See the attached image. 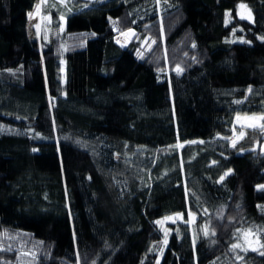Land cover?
Returning a JSON list of instances; mask_svg holds the SVG:
<instances>
[{
	"label": "trees",
	"instance_id": "trees-1",
	"mask_svg": "<svg viewBox=\"0 0 264 264\" xmlns=\"http://www.w3.org/2000/svg\"><path fill=\"white\" fill-rule=\"evenodd\" d=\"M37 2L0 0V264H264V134L229 141L264 114V0H45L42 45Z\"/></svg>",
	"mask_w": 264,
	"mask_h": 264
},
{
	"label": "rangeland",
	"instance_id": "rangeland-1",
	"mask_svg": "<svg viewBox=\"0 0 264 264\" xmlns=\"http://www.w3.org/2000/svg\"><path fill=\"white\" fill-rule=\"evenodd\" d=\"M44 1L45 0H38L37 5L35 6V9L31 13V15L29 16V21H28V35H29L30 40L33 42L36 41L41 45H42L43 40L47 41V39L49 38L50 33H51L50 17L43 15L42 9H41V3ZM239 16L245 17L243 19H246V20H252V14L247 7H245V8L239 7ZM249 16H250V18H249ZM181 20H182V17L180 16V17L174 18L173 20L167 22L166 24H162L161 27H159L158 31H156L155 35L153 36L152 41L146 40L147 42L149 41L148 43L150 44L149 46L146 47V49H148L153 44V41H155V40L164 41L166 39V37L170 35V33L174 30L176 25L179 24V22ZM37 25L39 27H37ZM127 32L128 31L118 32L117 37L119 36L120 39H117V37H116V39L119 42L125 43L126 41H128ZM136 37H137V35L135 33V38ZM146 41L142 44L143 46L146 44ZM43 57L49 58L50 55L45 54V55H43ZM63 66H64V62H63ZM43 72H45L44 69H43ZM251 95L263 96L264 95V87H259V88L253 89L251 91ZM246 116L251 117L254 115H240L239 117H241V119L239 121L237 120V117L235 119L234 133H233V136L229 140L231 146H232V140H234V139L237 140L236 146L234 148H236L238 145L243 143L248 137V132L253 130L252 128L247 127V125H249L251 123H261L260 121L246 120V119H244V117H246ZM255 116H259V115H255ZM241 131H244L245 135H244L243 139H238ZM263 134H264V132H263ZM258 149H260L261 154L264 155V143L259 145L256 142L255 147L252 150L256 151ZM239 152H244V150H241ZM176 220H177L176 216H170L166 219V223H174V222H176ZM246 233H247V231H245V230L238 231L237 240H236L235 244H239L240 247L235 248V249H233V247H232V251L239 253V252H245L244 249H247L246 251H251V250H258L260 248V242L258 239V235L253 231H251L250 234H246Z\"/></svg>",
	"mask_w": 264,
	"mask_h": 264
},
{
	"label": "snow or ice",
	"instance_id": "snow-or-ice-1",
	"mask_svg": "<svg viewBox=\"0 0 264 264\" xmlns=\"http://www.w3.org/2000/svg\"><path fill=\"white\" fill-rule=\"evenodd\" d=\"M240 7L241 8H245L246 5L241 4ZM241 18H245V17L242 16ZM249 18H250V16H249ZM37 27H39V26L37 25ZM261 39H264V37H262ZM154 42L155 41H153V43ZM243 42H247V41H243ZM192 47H195V44L194 43H193ZM161 71H163V70L161 69ZM176 71H177V74H180V72H182V69H180L179 67H177ZM249 92H251V88H249ZM237 103H240V101H237ZM240 119H241V117L237 116V120L239 121ZM244 119L251 120V121H260L261 123H251V124L247 125V127H250L253 130L259 129L261 132H264V114L259 115V116H255L254 115V116H251V117L246 116V117H244ZM244 135H245L244 131H241L240 134H239L238 139H243ZM191 143H195V141H192ZM201 143H203V141H201ZM236 143H237V140H235V139L232 140V146L233 147L236 146ZM173 147H175V148H181V147H183V145L178 143V144L174 145ZM33 151H35V149H33ZM213 163H215V161H213ZM230 172H231V170H229V172H226L225 173V176L228 175ZM223 179H224V176H221L220 177V180L222 181ZM258 187H259V189L264 190V185H259ZM157 223H160V221H157ZM250 233H251V229L247 230V233L246 234H250ZM5 235H7V234L5 233ZM205 235H207V232L206 231H205ZM166 239H167V237H165V240ZM239 247H240L239 244H234L233 245V249L239 248ZM262 247H264V245H262ZM244 250L246 251L247 249H244ZM261 254L264 255V253H261Z\"/></svg>",
	"mask_w": 264,
	"mask_h": 264
},
{
	"label": "water",
	"instance_id": "water-1",
	"mask_svg": "<svg viewBox=\"0 0 264 264\" xmlns=\"http://www.w3.org/2000/svg\"><path fill=\"white\" fill-rule=\"evenodd\" d=\"M135 33H136V32H135L134 30H130V31H128V32H127V35H128V41H126L125 43H122V42H119V41L116 39L115 44H116L119 48H121V49H123V50L128 49L130 43L135 39Z\"/></svg>",
	"mask_w": 264,
	"mask_h": 264
},
{
	"label": "built area",
	"instance_id": "built-area-1",
	"mask_svg": "<svg viewBox=\"0 0 264 264\" xmlns=\"http://www.w3.org/2000/svg\"><path fill=\"white\" fill-rule=\"evenodd\" d=\"M125 36V35H124ZM117 39H120V37L118 36Z\"/></svg>",
	"mask_w": 264,
	"mask_h": 264
}]
</instances>
